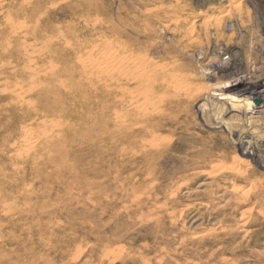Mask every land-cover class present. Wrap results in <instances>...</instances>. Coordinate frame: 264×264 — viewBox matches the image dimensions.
I'll return each mask as SVG.
<instances>
[{
  "label": "rangeland",
  "instance_id": "rangeland-1",
  "mask_svg": "<svg viewBox=\"0 0 264 264\" xmlns=\"http://www.w3.org/2000/svg\"><path fill=\"white\" fill-rule=\"evenodd\" d=\"M110 24L130 69L100 97ZM243 86H264L262 0H0V264H264Z\"/></svg>",
  "mask_w": 264,
  "mask_h": 264
},
{
  "label": "bare ground",
  "instance_id": "bare-ground-1",
  "mask_svg": "<svg viewBox=\"0 0 264 264\" xmlns=\"http://www.w3.org/2000/svg\"><path fill=\"white\" fill-rule=\"evenodd\" d=\"M262 1H264V0H262ZM218 19L219 18H217L216 20H218ZM124 34H125L124 31H122L121 29H119L118 26L113 25V24H110V25L102 28L99 31V42H100V46L99 47L102 50V54L103 55H107L102 60H103L105 65L106 64L108 65L105 69H103V72H102V74L99 77L100 78L99 79V91H100V94H101L100 97H103L102 95L104 94V92H106L108 90V88L113 89V90L114 89H119V90L122 89L123 92H126V90H127V86H125L123 82H124V79L127 80L126 75H127V72L129 71L128 69H130L129 67H130V59H131V46H130V42L128 40H123V38H124L123 36H125ZM101 67H103V65H101ZM107 75H109V77ZM233 81H237L234 84H239L240 83V81L238 79L233 80ZM254 87H245V86H243V87H240V88L238 87V89L236 88L237 94H242L245 97V98H243L241 100L242 101L247 100L244 103L246 105V107L249 106V103H250L249 99H254V98L263 100V104H264V99H263V97H264V86H258V87H255V88ZM110 92L113 93L112 91H110ZM123 92H121V93L123 94ZM116 97H118V96H116ZM113 99H114V97H113ZM123 99H124V95L122 96V98H120V101H122ZM144 144H145V142H144ZM149 146H151V147L153 146L152 142H151V144L149 143ZM241 155L242 156H247V153L242 152ZM240 158H241V156H240ZM230 169L232 170V168H230ZM234 169L236 171L237 167L234 168ZM234 169L232 171H234ZM233 187H231V189ZM233 190H236V189H233ZM236 192H238V190H236ZM233 193H235V192H233ZM237 195L241 196L242 192H241V195H239V194H237ZM244 197H246V196H244ZM244 200H246V199H244ZM239 201H241V199H238V201H236V202H239ZM253 204H255V203H253ZM248 212L249 211H247V213ZM242 213H244V212H242Z\"/></svg>",
  "mask_w": 264,
  "mask_h": 264
}]
</instances>
